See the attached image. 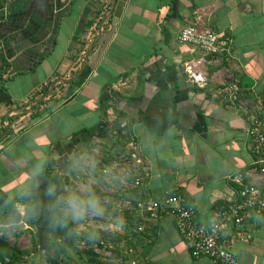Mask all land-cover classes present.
I'll use <instances>...</instances> for the list:
<instances>
[{"label":"crops","instance_id":"crops-1","mask_svg":"<svg viewBox=\"0 0 264 264\" xmlns=\"http://www.w3.org/2000/svg\"><path fill=\"white\" fill-rule=\"evenodd\" d=\"M192 23L226 44L224 63L240 83L239 96L264 105V0L0 6V255L12 256L6 234L21 235L20 222L39 249L57 240L69 253L83 229L70 201L84 203L83 187L85 203L109 201L113 210L125 202L132 212L122 198L130 190L142 199L181 193L200 222L236 196L232 177L257 156L246 120L220 90L217 67L208 69L203 89L186 79L183 63L199 49L178 35ZM122 172L141 184L132 188ZM90 183L104 194L91 200ZM89 214L83 208L82 216ZM130 218L123 242L107 243L122 254L133 249L127 255L136 264H223L192 257L168 212ZM221 240L238 264H264V212H247Z\"/></svg>","mask_w":264,"mask_h":264},{"label":"built area","instance_id":"built-area-1","mask_svg":"<svg viewBox=\"0 0 264 264\" xmlns=\"http://www.w3.org/2000/svg\"><path fill=\"white\" fill-rule=\"evenodd\" d=\"M10 1L12 0H0V6ZM178 39L199 49L196 58L183 63L186 79L192 86L199 89L207 87L211 81L208 69L217 67L216 71L223 77L220 90L227 95L235 110L246 120V133L257 157L250 166L232 177L238 185L236 196L229 203L220 206L209 222H200L196 219V208L181 193L166 195L163 198L137 200L134 212L155 210L168 212L174 219L178 233L188 244L192 257L205 256L223 264H238L234 253L221 240V234L231 224L240 225L247 212L255 214L264 212V105L258 100L239 96L240 83L224 63L226 44L218 38L214 30L192 23L180 30ZM140 184V178H136L132 186ZM16 208L22 214L25 212V207L21 204L16 205ZM20 223L23 224V232L19 238L10 242L9 235L7 239L10 248L14 245L23 248L19 246L20 242L23 243L24 236L29 237V242L25 244L29 252L22 254L15 262L8 256L0 258V264H80L55 249L46 251L39 249V246H33L28 232L31 227L27 223ZM137 229L142 230V227L138 226ZM94 251L104 264H136L135 259L128 260L127 257L125 260L122 253L115 254L112 244L104 240H100L99 245L94 246ZM126 251L123 253H131L133 249Z\"/></svg>","mask_w":264,"mask_h":264},{"label":"rangeland","instance_id":"rangeland-1","mask_svg":"<svg viewBox=\"0 0 264 264\" xmlns=\"http://www.w3.org/2000/svg\"><path fill=\"white\" fill-rule=\"evenodd\" d=\"M119 174H122L124 177L129 176V175H126L125 172H122ZM92 185H93V183H92ZM91 186L88 187V190H91V188H92ZM82 190L83 191H81V194H79V197L82 198V196L85 195V197L82 198L84 200V203H85L87 193H86V190L84 189V187L82 188ZM128 194H129V192H127V194H123L122 198L127 199V201L131 202L129 204L127 203L131 209V207L133 206L134 203H133L131 196H129ZM103 200H104V198H103ZM103 202L104 203H101V205H106V207L95 206L93 208V207H89L88 203H85L86 207H84V208H86V209L88 208L94 214L93 215L89 214V216H86V215L82 216L81 215V217H79L80 225L83 226V229L81 231V234H79V236L82 235L83 231H86L90 228H92V229L95 228V229L100 231V232L96 231L97 235L95 234V237L99 236L98 238L103 239L105 242H108L109 240H111V241L115 240V241H117V243H121V241L123 242L122 238H125V235H127L125 233L127 231H130V229L132 227L130 224L133 223V222L128 221L129 219L127 218V216L125 214V211L126 212L129 211L127 209V205L125 202H121V204L117 202L118 204L116 206V213L114 214V213H112V209H110L111 206L108 205L109 201H103ZM126 223L129 224L127 230H125L126 227L124 225ZM111 224H113V226ZM127 233H129V232H127ZM6 236L7 237L9 236L11 238L10 242H12L13 239L16 240V238H19L20 235L17 236L14 232L8 231ZM119 236H122V237L120 238ZM93 238H94V236H93ZM23 239H24L23 243L20 242L19 246L25 248L26 247L25 244H27L29 242L28 240H30V239L27 236H24ZM23 239H21V240H23ZM117 243H115V244L119 248V245ZM14 244H16V243H14ZM85 246H86L85 242L82 244L80 239L77 240L75 242L74 246L71 248V250H69V253H68L69 258L71 260H74V258H75V261H77L79 263L81 260L80 252L84 249Z\"/></svg>","mask_w":264,"mask_h":264},{"label":"trees","instance_id":"trees-1","mask_svg":"<svg viewBox=\"0 0 264 264\" xmlns=\"http://www.w3.org/2000/svg\"><path fill=\"white\" fill-rule=\"evenodd\" d=\"M0 60H1V58H0ZM195 87V86H194ZM197 88V87H196ZM133 175V174H132ZM133 177L134 176H131V175H129L128 177H127V179L128 180H130L131 182L132 181H134V180H132L133 179ZM92 185V184H91ZM92 188H91V190L88 192V197H90V199L91 200H93V199H95L96 197H101L104 193L97 187V185H92L91 186ZM137 187V186H136ZM136 187H134V186H132V188H136ZM100 190V191H99ZM129 196H131V198L133 197L134 198V200H135V202H134V204H133V206H136V202H137V200H143L142 198L143 197H141V194H139V191H137L136 189L135 190H130V192H129V194H128ZM138 196L137 198L135 197V196ZM147 200V199H146ZM84 205V207H86V204H83ZM112 213H116V209H113L112 210ZM125 214H126V216H127V218L128 219H130V222H134L135 221V219H133V218H130V217H132V215H135V213L134 212H132V210L130 211H125ZM129 221V220H128ZM69 222V221H68ZM70 223V222H69ZM71 224V223H70ZM125 225V224H124ZM127 226H128V224H127ZM125 227H126V225H125ZM96 231H99V230H97V229H95V228H90V229H88V230H86V231H83L82 232V235L81 236H79L78 237V240L80 239V241H83V243L85 242V244H86V246L84 247V249L80 252V254H81V260H80V264H104L103 262H101V260L99 259V257H98V255L96 254V252L94 251V246L95 245H99V242H100V240H103V239H101V238H98V237H95V234H96ZM100 232V231H99ZM103 233V232H102ZM94 236V238H93V236ZM97 235V234H96ZM32 236H33V234H32ZM7 243V245L9 246V244H8V242H6ZM82 243V244H83ZM31 244L33 245V246H36V243H35V241H34V238L33 237H31ZM50 249H55L58 253H65V254H67L68 255V253H67V251H66V246H65V244L63 243V242H61V241H57V240H53L52 242H51V244H50V247H49ZM10 249V252H11V254H12V256H9V257H11L12 258V262H15V261H17L18 259L17 258H19L22 254H24V253H28L29 251H28V249L26 248V249H18L17 247H15V246H12L11 248H9ZM8 249V250H9ZM113 252L115 253V254H121L120 253V251H119V248H115V249H113ZM69 256V255H68ZM122 256H123V258L126 260L127 259V257H128V255L127 254H122ZM3 257H5V256H3V255H0V258H3ZM75 259V258H74Z\"/></svg>","mask_w":264,"mask_h":264},{"label":"clouds","instance_id":"clouds-1","mask_svg":"<svg viewBox=\"0 0 264 264\" xmlns=\"http://www.w3.org/2000/svg\"><path fill=\"white\" fill-rule=\"evenodd\" d=\"M70 203L73 206L74 215L77 216V217L81 216L82 213H83L84 205L82 203L76 202L74 200L70 201ZM88 206L94 208L95 207V202L89 201L88 202Z\"/></svg>","mask_w":264,"mask_h":264},{"label":"bare ground","instance_id":"bare-ground-1","mask_svg":"<svg viewBox=\"0 0 264 264\" xmlns=\"http://www.w3.org/2000/svg\"><path fill=\"white\" fill-rule=\"evenodd\" d=\"M133 182V181H132Z\"/></svg>","mask_w":264,"mask_h":264}]
</instances>
